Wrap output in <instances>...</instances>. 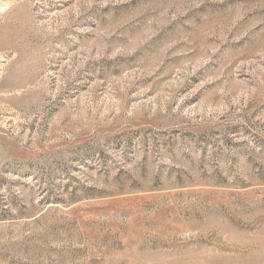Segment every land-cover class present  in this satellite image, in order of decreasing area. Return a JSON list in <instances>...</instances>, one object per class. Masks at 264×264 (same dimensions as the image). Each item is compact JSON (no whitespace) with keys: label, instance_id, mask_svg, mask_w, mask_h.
Here are the masks:
<instances>
[{"label":"rangeland","instance_id":"374dc122","mask_svg":"<svg viewBox=\"0 0 264 264\" xmlns=\"http://www.w3.org/2000/svg\"><path fill=\"white\" fill-rule=\"evenodd\" d=\"M0 264H264V0H0Z\"/></svg>","mask_w":264,"mask_h":264}]
</instances>
